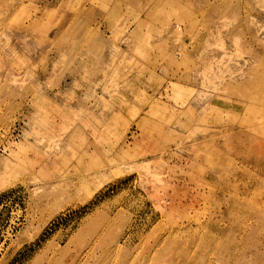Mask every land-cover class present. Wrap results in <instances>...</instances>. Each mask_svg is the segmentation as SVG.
<instances>
[{"label":"rangeland","instance_id":"obj_1","mask_svg":"<svg viewBox=\"0 0 264 264\" xmlns=\"http://www.w3.org/2000/svg\"><path fill=\"white\" fill-rule=\"evenodd\" d=\"M0 264H264V0H0Z\"/></svg>","mask_w":264,"mask_h":264}]
</instances>
